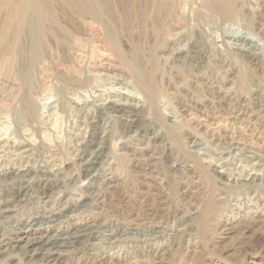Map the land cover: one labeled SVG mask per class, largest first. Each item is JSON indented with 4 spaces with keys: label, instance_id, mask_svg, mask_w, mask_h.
<instances>
[{
    "label": "rangeland",
    "instance_id": "obj_1",
    "mask_svg": "<svg viewBox=\"0 0 264 264\" xmlns=\"http://www.w3.org/2000/svg\"><path fill=\"white\" fill-rule=\"evenodd\" d=\"M110 1L114 4H117V7L119 8L118 15L126 18V20L130 23L128 26H131L129 30H125L128 32L122 38L123 41L121 40V46H119L120 50L118 49L119 53H129L130 46L133 48L138 46L140 48L145 47L142 49L144 56L148 50L150 51V49H153L155 53H157L156 55L158 57H166L168 54L167 52L163 53L162 51V46L164 47L162 41L163 39H169L170 41L174 40L173 36L176 33L175 27H177L179 23V25H181V23L184 22L185 25H187L184 28L185 30L189 28V25L190 27L192 26L191 23L193 24L195 22L197 24V21L202 27H204V25L210 26L211 24H214L208 21L209 16L206 13L204 14V8H202L200 4L202 3V0ZM229 1L231 2H229V7L230 9L233 8L234 11L230 10L228 16H231V14L233 16L235 13L238 14V16L239 14L241 15L242 12H240V10H243L241 2L239 0ZM260 1H262L264 4V0ZM48 2V4H50L49 6L52 7L54 11H56L55 13L53 11L54 17L57 21L55 24H53V22L50 23V20H47L43 17V12L37 6V4H39L38 0H0V50L17 49L23 44V46H26L27 48L32 46L33 48H31L35 50L34 52L39 55L38 59L36 60L37 62H35V67H33V69L31 71L29 70L27 73H22L20 77L14 68L15 61L8 59L5 56L3 57V55L0 53V87L3 88L5 85H7V83L13 84V82L17 81L19 78L22 79V77L24 78L23 81H27V79H31V81L34 79L41 80L40 89L35 97L39 100L38 103H40V109H42V122H47L46 124L48 126V131L46 133L41 131V135L38 140L40 142L44 141L43 143L47 145V149L51 151L56 149L53 148V144L55 143L59 149H56L57 152H55V155L57 154V156H55V158H50L49 153L46 155L45 151L38 149V153L36 156H34V160L37 161V159L41 160L42 158V161L49 164L50 160L53 161L56 159V165L58 168H60L61 172L59 178L61 177L63 179L64 183L62 184H64V186L62 192L58 196L57 202L52 207H50V209H36L33 208L34 206H32V210L29 211L28 214L17 220L24 221L28 219L29 222L35 220L36 226L27 227V233L25 237H29L28 239L45 237V240L51 238L50 243H55V246L51 247L50 244L41 245L40 243L27 246L25 241L17 245L13 243L8 247H4V249L7 251H5L3 248L1 250L3 253L0 251L2 254H0L2 256V258L0 256V264H52L53 261L51 258L44 257L48 251L52 252V257H56V253L58 252H64L66 255L62 258L66 264H85L87 260L85 256L81 254L82 250H85L91 254L95 253L94 255L97 254L96 256H100V258L104 259L103 261L105 264H128V262L129 264H140L142 262L147 263L150 259V254H159L160 252L161 254L159 255L164 253L163 260L165 261V264H264V186H260L258 192H252L246 185H244V181H239L238 183L236 182L238 175L242 177L244 176V178H246L254 173L248 171L251 164L240 162V158H242L243 155L251 156V153H254L258 158L264 159V120L262 122L255 123L253 119L247 120V117L251 115L250 108H247L248 110L245 111V114L242 113V115H240V112H233L232 110L228 109L227 105L214 104V102H216L218 99L217 89L215 91L216 95L213 99V105L211 103L209 104L210 111L207 108L204 109L206 110V113L202 116L201 114H197L195 112H192V114L183 113V118H180L179 114L176 113L177 104L175 96L179 94H185L184 89H187L190 84H188L190 79L185 76L187 73L182 71L179 74V80H173L166 77L161 80L160 73H157V76L155 77V79L158 78L155 80L158 90L157 104L162 115H164L168 121L176 123L179 122L180 124H183V126H181L183 128L180 130L178 128L181 127L178 124L176 128L174 127V124L169 125L168 131L176 134V137L173 140L174 142L172 143V141H169L171 143L167 144L163 149L154 147V145L149 143L147 144L146 142H126L121 140L118 137V134H116L113 139V151L115 155L113 154L107 159L105 164L106 166L103 167L104 171L101 172L102 174H100L98 181H85L86 178L83 177L84 173L80 172L77 165L78 162L74 159L76 154L73 152L72 148L76 147L75 142L78 144L81 141V139L75 138L74 136L81 132L79 131V128L84 129L85 126L81 123L83 119L76 115L74 110L71 109L67 113H61L58 111L57 104L53 101L56 100L57 94L61 91V85L55 78L54 72L58 68H63L66 70L64 67H67L68 70L72 69L77 71V73L79 70L81 72L84 67L85 70L92 69V67H94L97 62H109V58L107 57H110V53L97 48L98 42L96 40L100 38L102 33L97 21L87 18L84 19L77 16L78 14L65 7L62 0H48ZM152 2L162 6L163 10L160 9L159 14L155 13L152 8L149 7ZM56 8H61L60 10L62 12ZM69 15L73 16V18ZM30 17L34 21V32H32L33 30L26 28V25L24 24L27 19L30 20ZM229 21H231V19L226 20L225 18L223 20H217L216 22H221L224 24L225 22ZM51 24L55 28L52 27V29ZM59 25H61L62 28L59 27ZM227 25L228 24H226L225 27H227ZM78 27L80 28V32L78 31ZM81 35H84V39ZM159 37L162 40H160ZM33 38H35V40ZM56 38H59L60 42ZM154 41H157V44H154ZM32 43L35 44L32 45ZM125 43L126 45H124ZM156 47H158V49H156ZM170 48L171 46L168 43L165 51H170ZM69 60L72 61L71 65H68L70 63L67 64V61ZM199 66L202 65L200 64ZM170 67H177V64L171 63L169 68ZM200 70L202 72L199 71V74H196V71L193 72L197 76V86L194 87L195 94L193 97L187 94L188 99H185L187 102H190L194 99L200 104H205L207 101L206 99H209L208 97H205L203 92L201 80H203L205 76L203 75V70L201 68ZM241 71L240 79L243 83L242 85H239L240 87L234 86L235 89L240 92H246L247 90L252 92L254 89H256L255 85H249V75L256 74L255 76H257L258 79L263 80V78L259 75V72L256 70L250 69L249 73H247V70L244 69ZM175 73L176 72H173L174 77L176 75ZM78 75H80V73H78ZM10 80L13 81L10 82ZM230 87L231 84L227 83L223 88L228 89ZM116 88L118 87L109 85L107 83L104 85V82L101 81L100 78L93 76L90 83H88L83 89L79 91L77 90L75 92H71V94L68 95V98L71 99L70 101H74L79 106L84 103H90L91 101L96 102L98 105L106 104L108 100L118 102L121 101L122 103H125L126 99H118L115 97L108 98V93L113 92L114 90H118V93L126 94L127 92V90H125V92L124 90L121 91V89ZM260 88L261 91L264 89L263 86H260ZM76 92L79 93L80 96H78ZM11 100L12 98L10 99L9 97H0V107L3 109H9ZM130 103L131 102L129 101V104ZM49 109L52 110L49 112ZM88 109L87 113H90L92 112L93 108ZM207 111H209V114H207ZM193 113H195V116ZM209 115L212 117L211 120L206 118ZM244 119L246 120L244 121ZM194 124L199 126L197 129L200 140L189 136L187 133L188 131H192ZM45 126L46 125H42L40 127L44 128ZM106 126L103 127V130H106ZM22 127L23 126L20 127V125L12 123L9 121V119L4 120L3 118L0 122V147L5 148L8 145H13V143L9 144L6 143V140H4L9 136L10 132L24 133L23 137L26 138L28 143L33 144L35 137L28 136L30 132L27 128L22 131ZM154 129L157 131L160 130L155 127ZM162 130L164 129H161L160 131ZM165 131H167V129L164 130V132ZM102 134L103 133L100 135ZM82 135H84L83 131ZM37 141H35L36 144ZM192 142H197L200 145L199 149L196 150L191 148V145L193 144ZM25 148L30 149L31 147L24 145L16 152L9 149L10 153H13V155L7 154L6 158L9 157V159L13 160V163H17L15 160V155ZM188 150H194L197 152L198 155L196 156V159L202 168L199 166V164H197L198 170L195 169L190 171L191 175L194 173L190 177V180L187 178L189 181H186L184 178L181 181V185L185 189L182 190L183 192L181 191L180 194H178L179 198L171 197L170 200L168 199L167 203H165L163 200L157 198L156 194L153 192L142 193L139 191L140 193L138 192L136 197H133L127 191H124V185L131 186V183L134 180H136L137 185H144L142 183L143 166L148 163L154 167L158 164L156 163L158 157H161L162 162L164 163L162 168H164L166 172L168 171L167 175L169 176L166 177V180H163L162 182H164L163 184L166 186H171L172 181L169 180H172V173L180 170V167L178 168L177 165L179 163H177L174 170H172V163L182 160L184 152H187ZM7 151L8 150L5 152ZM225 151L228 153L230 152L232 155L233 159L230 158L231 160L228 159V161L230 160L229 163L233 162V164L224 168L219 165L224 161H218L217 153ZM73 153L75 155H73ZM26 155L27 154H22V156L25 157ZM28 155H30V153ZM157 155L159 156L157 157ZM6 158L0 152V162L2 159ZM142 159H144L145 162H148L143 164L144 160ZM202 160L205 163H203ZM23 161L26 162V160ZM32 162L33 161H31L30 164H32ZM17 165L20 166L19 163ZM187 166V169H192V164L190 162L187 164ZM242 168L247 169L246 171L241 172L240 169ZM225 169L229 170L230 175L232 174L230 178L227 177V175H224L225 180L229 181L228 183L230 185L226 190H222L223 187L218 183L219 181L223 182V178L219 181L215 179V182L213 180L212 182L210 181V183L203 179L205 175L204 173L211 174L212 171H219V173H222L225 172ZM258 169H256V171H258L257 175H261V172H259ZM233 180L235 181L233 182ZM108 182H110L112 185L108 186ZM150 182L153 183L152 185L160 184L155 181ZM98 185H101L102 188L104 186V189L111 186L108 188L110 190L109 192H111V190L115 192V189L118 190V193L114 196H111V194L106 195V198L104 199L105 201H103L102 204L104 206L101 205L100 199L103 195L97 192V189L99 188ZM181 193L183 194L181 195ZM212 193L213 195L215 193V195L212 196ZM151 197L154 198L151 199ZM175 203L177 204L175 205ZM102 207L104 208V211ZM111 208L112 211L110 212ZM113 210H120L121 216L119 215L116 217L117 215L115 216L114 213L113 215ZM175 210L177 211V214ZM128 212L132 213L129 214ZM166 214L169 216L166 217L167 221L159 222L158 218L161 215L163 216ZM130 216L139 217L140 220L145 221L141 223L144 225L142 228L143 230L138 232H126V227L124 226L122 219ZM146 217L147 219H144ZM258 217H263V219H260L262 221L261 226L256 227L254 226V222L256 221L255 219H258ZM10 223L11 224L5 225L6 227H0V241L20 235L18 234L19 230L16 229L17 227L15 226V220H10ZM225 229L229 230L226 231L227 235H221V232H224ZM14 232L17 234H13ZM220 235L221 237H219ZM189 249L190 251L188 252ZM34 250H39V252L33 255V259H31L29 256H32V252ZM27 251L32 252L27 253Z\"/></svg>",
    "mask_w": 264,
    "mask_h": 264
},
{
    "label": "bare ground",
    "instance_id": "obj_2",
    "mask_svg": "<svg viewBox=\"0 0 264 264\" xmlns=\"http://www.w3.org/2000/svg\"><path fill=\"white\" fill-rule=\"evenodd\" d=\"M71 1H73V2H71ZM239 1L241 2L242 8H243V10H240V12H242V14L241 15L239 14V16L236 13L233 16L231 14V16H232L231 17V16H228V14L230 13V10L231 11L233 10V8L230 9L229 4L231 2L229 0H202L201 1L202 3H200V4H201L202 8H204V14L206 13L209 16L208 21H210L211 23H214V24H211L210 26L204 25V27H202L201 24L198 23V21L196 24L193 20L194 23L193 24L191 23L192 26L190 27V25H189V28L187 30H185L184 28L187 25H185L184 22H182L181 25H179L180 24L179 23L178 26L175 27L176 33L173 36L174 40L170 41L169 39H165V40L163 39V41H162L164 44V47L162 46V51H163V53L167 52L168 55L166 57H158L156 55L157 53H155V51L153 49L152 50L150 49V51L148 50V52L145 53L146 54L145 55L146 58H145L143 51H142V49H144L145 47L140 48L138 46H135L133 48L130 46L129 53L126 52V54H124V53L118 52L120 50L119 46H121V40L124 37V35L128 32V31L126 32L125 30H129V28L131 26L130 27L128 26V24H130V23L126 20V18L118 15V13H119L118 9L119 8L117 7V4L112 3L110 0H100V1H95V0H70V1L69 0H62L65 7H67V9L69 8L72 12L74 11V13L78 14L77 16L84 18V19L85 18L93 19L99 23V26L101 28L102 33H101L100 38L98 40H96L98 42L97 48H100V50H104L105 52L110 53L109 54L110 57H107V58H109L108 59L109 62H107V61L106 62H104V61L97 62L94 65V67H92V69H86L85 70V67H84V69L81 70V72H80V70L78 71V73H80V75H78L77 71H74L72 69L68 70L67 67H64V66L63 67L66 68V70H64L63 68L62 69L58 68L54 72L55 78L59 81V83L61 85V91L57 94L56 100L53 101L54 103L57 104L58 111L61 113H67L71 109L74 110L76 112V115H78L80 118L83 119L81 123L85 126L84 129L79 128V131H81V132H79V134L74 136L75 138L81 139V141L78 144H77V142H75L76 147L75 148L72 147L73 152H75V154H76L75 155L73 153V155H75L74 159L78 162L77 165L79 167L80 172L84 173L83 177L86 178L85 181H89V182H97L98 181L100 174H102L101 172L104 171L103 167L106 166L105 164L107 162V159L114 154V151H113L114 140L113 139H114V136L116 134H118V137L121 140L126 141V142H131V143H144V142H146L147 144L149 143L151 145H154V147H159V148H163V149L166 147L167 144L171 143L169 141H172V143L174 142L173 140L175 139L176 134L172 133L171 131H168L169 125L174 124V127L176 128L178 125L180 127L183 126V124H180L179 122L176 123V122L168 121V120H166L167 118H165L164 115H162V113L158 107V104H157L158 90L156 87L157 83L155 82V80L158 79V78L155 79V77L157 76V73H160L161 80L165 77L169 78V79H173V80L174 79L179 80L178 79V78H180L179 74L182 71H185L187 73V75H185V76L188 77V79H190L188 81V84L189 83L190 84H189V86L187 85L188 86L187 89H184L185 94L184 95L179 94V95L175 96V100H176V104H177V108H176L177 112L176 113L179 114L180 118H183V115H182L183 113H191L192 114V112H195L197 114L198 113L201 114V116H202L206 113L205 112L206 110H204V109L207 108L210 111L209 104L211 103L213 105V99L215 98L214 97L216 95L215 91L217 89L218 90L217 91L218 92L217 93L218 99L216 100V102H214V104L227 105L228 109L232 110L233 112L238 111V112H240V115H242V113L245 114V111L248 110L247 108H250L251 115L249 117H247V120L253 119L254 123L255 122H262L264 120V89L262 88L263 90L262 91L260 90L261 89L260 86L264 87V4L260 0H239ZM38 3L39 4H37V6L43 12V14H42V15H44L43 17L46 18L47 20H50L51 21V22L49 21L50 23H52V22H53V24L57 23V21L54 17V14H53L54 10L52 7L49 6L50 4H48L49 3L48 0L47 1L46 0H38ZM149 7L152 8V10L157 14L160 13V9L163 10L162 6L155 4V2H152ZM56 9H59V8H56ZM60 9H59V11H61ZM180 11H181V8H180ZM55 12L56 11H54V13ZM70 17L73 18V16H70ZM228 17H231V18H228ZM225 18H226V20L231 19V21L225 22L224 24L221 22H216L217 20H223ZM24 20H26V19H24ZM64 20H63V22H64ZM46 21H45V23H46ZM20 23H21V21H20ZM24 24L26 25V28H29V29L33 30L32 32H34L35 25H34V21L31 19V17H30V20L27 19V21H25ZM226 24H228L227 27H225ZM64 25H66V24H64ZM45 26H47V25H45ZM52 27L53 26L51 24V28ZM59 27H61V25H59ZM19 28H20V26H19ZM53 28H55V27H53ZM46 31H48V30H46ZM78 31L80 32V28ZM81 36H83V39H84V35H81ZM59 38H56V39H58V41L60 42ZM159 38H158V40H159ZM33 39L35 40V38H33ZM33 39H32V42H33ZM160 40H162V39L160 38ZM156 42L154 41V44ZM167 42L171 46L170 51H165L166 46H168ZM33 44H35V43H32V45ZM124 45H126V43ZM159 45H160V43H159ZM141 46H143V45H141ZM31 47L27 48L26 46L24 47L22 44L17 49H11V50L10 49H1L0 50V53L3 55V57L5 56L6 58L15 61L14 68L20 77H21L22 73H27V72H29V70L31 71L33 69V67H35V62H37L36 60L38 59L39 55L36 52H34L35 50H33L32 49L33 47L32 48ZM153 48H154V46H153ZM156 49H158V47H156ZM111 52H112V54H111ZM92 58H94V57H92ZM65 59H67V58H65ZM71 62L72 61L69 60V61H67V64L70 63L68 65H71L72 64ZM171 63L172 64L176 63L177 67H174V68L170 67L169 68ZM200 64L202 66H199ZM10 66H12V65H10ZM200 68L203 70V75L205 76L204 79L201 80L203 92H204L205 97H208L209 99H206L207 101L205 104H200L194 99L190 102L189 101L187 102V101H185V99L187 98V94L191 95L192 97L195 94L194 87L197 86L196 74L199 71H201ZM243 69L247 70V73H249L250 69L256 70L257 72H259V75L263 78V80H260V79H258L257 76H255L256 74L249 75V77H248L249 85H255V87H256V89H254L252 92L248 91V90L246 92H240L237 89H235V87H234V86L240 87L239 85H242L243 82L240 79L241 78L240 73L242 72L241 70H243ZM195 71H196V74L193 73ZM173 72H176L175 77H174ZM94 73H95V75H94ZM93 76H97L98 78H100V80L104 82V85L107 83L109 85L118 87L119 89H121V91L127 90V92L125 91L126 94L125 93H118L119 92L118 90H117L118 92L116 90H114L113 92H109L107 95L108 98L115 97L118 99H126L125 100L126 102L124 101L125 103H122L121 101L118 102V101L108 100L106 102V104H99L98 105V104H96V102L91 101L90 103H84L81 106H79L74 101L73 102L70 101L71 99L68 98V95L71 94V92H75L77 90L79 91V90L83 89L88 83H90L92 81ZM172 77H174V78H172ZM214 78H215V80H214ZM23 79H24L23 77H22V79L19 78L17 81L14 80L15 82H13V84L7 83V85H5L3 88L0 87V97L1 98H5V97L6 98L9 97L10 99L12 98V100L10 101L11 105H10L9 109H3L2 107H0L1 121L3 118H4V120L9 119V121H11L12 123L18 124V125H20V127L23 126L21 129L22 131H24V129L27 128L28 131L30 132V134L28 136H34L35 137L33 144H31V143H28L26 138L23 137L24 133H22V132L21 133L20 132L19 133L10 132L9 136L7 138H5L4 140H6V143H9V144L13 143L14 146L12 145L13 146L12 147V146L8 145L5 148L0 147V152L4 155L5 158H6L7 154L13 155V153H10L9 149H11V151L14 150L16 152L20 148H22V146H24V145L31 147L30 149L25 148L24 150L19 151V153L17 155H15L16 156L15 160L17 163H13L12 162L13 160L9 159V157L6 159H2L0 162V227H6L5 225L11 224L10 220H15V223H16L15 226L17 227L16 229L19 230L18 234H20L19 236H15L14 238L5 239L3 241H0V251L2 250V248L4 249V247H8L13 243L15 245H17V244L22 243L24 241H25V244L27 246H31V245L36 244V243H40L41 245L50 244L51 247L55 246V243H50L51 238H49L47 240H45V237L33 238V239H28L29 237L26 238L25 235L27 233L26 232L27 227L36 226V224H35L36 221L33 220V221L29 222L28 219L24 220V221L17 220V219L28 214V212L32 210L31 209L32 206H34L33 208H36V209H43V210L50 209V207H52L57 202L58 196L62 192V189L64 186V184H62V183H64L63 179L61 177H60L61 179L59 178V176L61 175V172H60V168H58V166L56 165V161H57L56 159H54L53 161L50 160L49 164L42 161V158H41V160H39L37 158H36L37 161L34 160V156L37 155L38 149L45 151L46 155H47V153H49L50 158H55V156H57V154L55 155V152H57L56 149L58 147L56 146V143L53 144V148H56V149L55 150L52 149L54 151H51V150L47 149V145L43 143L44 141L40 142L38 140L40 138V135H41L40 132L41 131L44 133H46L48 131V126L46 124L47 122L46 123L42 122V115H41L42 109H40V103H38L39 100L35 97L37 95L39 89H40L41 80L40 79L39 80L34 79L31 81V79H27V81H23ZM12 81L10 80V82H12ZM239 82H240V84H239ZM227 83H230L231 87L228 89H224L223 87ZM118 88H116V89H118ZM77 95L80 96L79 93H77ZM129 101L131 102L130 104H129ZM41 106H43V105H41ZM88 108H93L92 112L87 113ZM50 110H52V109H49V112H50ZM209 111H207V114H209L208 113ZM195 113H193L194 116H195ZM239 117H235V118H239ZM206 118H209L211 120L212 117H211V115H209ZM245 120L246 119H244V121ZM180 122H182V121H180ZM197 122H199V121H197ZM41 124L43 126L44 125H46V126L44 128H41L40 127V126H42ZM104 126H106L105 127L106 130H103ZM154 127L157 129H160V130L161 129H164V130L167 129V131H165V132H164V130L157 131L156 129H154ZM171 127H172V125H171ZM197 127H199V126L194 124L192 131L191 132L188 131L187 133L189 134V136L196 138V139H199L200 136L198 135ZM182 128L183 127L178 128V129L180 130ZM82 131L84 132V135H82ZM101 133H103V134L100 135ZM35 141H37V144L35 143ZM135 145H137V144H135ZM50 146H52V145H50ZM173 146H174V144H173ZM199 147H200V145L197 142L196 143L194 142L191 145V148L196 149V150L199 149ZM141 148H143V147H141ZM175 149H176V147H175ZM178 149H180V148H178ZM6 150H8V151L5 152ZM170 151H172V150H170ZM29 153H30V155H28ZM160 153H159V155H160ZM22 154H27V155L25 157V156H22ZM181 154H183V153H181ZM251 154H252L251 156H249V155L244 156L243 155L244 158L243 157L240 158V160H241L240 162L251 164L248 171H251L254 173L251 176L246 177V178H244V176L242 177V176L238 175L236 182L238 183L239 181H244L243 182L244 185H246L250 189V191L258 192L260 186H264V159L258 158L254 153H251ZM152 155H151V157L153 158ZM159 155H157V157ZM197 155L198 154L196 151L188 150L187 152H184V155L182 156L183 157L182 160H179V162H173V163L171 162L172 166L171 165L170 166H171L172 170H174L177 163H179L177 165H178V168L180 167V170H181V171L179 170L180 172L176 171V172L172 173L173 174L171 176L172 180H169V181H172V185L170 184L171 186H169V185L166 186L165 184H163L164 182H162L163 180H166V177H169V176L167 175L168 171L166 172L165 169L162 168V165L164 163L162 162L161 157H158V160L156 161V163H158V164L155 165L154 167L149 165L147 163L148 161L145 162V160L142 159V160H144L143 164L147 163L146 165L143 166V170H142V173H143L142 183L145 186L142 184L137 185L136 180H134V181H132L131 186L124 185L125 190L124 189L123 190L127 191L133 197H136V195L139 191H141L142 193L153 192L154 194H156L157 198H159L160 200H163L165 203H167V200L168 199L170 200L171 197L179 198L178 194H180V192L185 189L181 185V181L184 178L186 181L188 179L190 180V177L194 174L192 172L193 174L191 175L190 171L195 170V169L198 170L197 164H199V162L196 159ZM206 155H208V154H206ZM217 155H218L217 159L219 162H220V160L224 161L223 163L219 164L222 167L225 168L228 165L233 164V162L229 163V161L231 160L230 158L233 159L230 152L229 153L226 151L225 152H218ZM226 155H227V157H226ZM152 158H151V160H152ZM118 159H119V157H118ZM135 159H137V158H135ZM179 159H181V158H179ZM228 159H230V160L228 161ZM234 159H237V158H234ZM23 160H26V162ZM31 161H33L32 164H30ZM189 162L192 164V169H187V167L190 165L189 164L187 166V164ZM18 163L20 166L17 165ZM203 163H205V162L203 161ZM133 164H135V163H133ZM152 164H154V163H152ZM199 166L201 167L200 164H199ZM167 167H169V166H167ZM189 168H191V167H189ZM238 168H239V166H238ZM227 169H225V172H222V173H219L218 170H217L218 172L211 170L212 171L211 174L204 173L205 175H204L203 179H205L206 181H208L210 183V181L212 182L213 180L215 182V179L217 181H219L223 178V182L219 181L218 183H219V185H221L223 187L222 190H226V189H228V187L230 185L228 183L229 181L225 180L224 175H227V177H229V178L232 175V174L230 175L229 170H227ZM246 169L247 168H242L240 170H241V172L242 171L244 172V171H246ZM256 169H258L259 172H261V175H257L258 171H256ZM197 174H198V172H197ZM235 179H236V177H235ZM65 180H66V178H65ZM192 180H193V178H192ZM150 181H155V182H158L160 184L152 185L153 183H151ZM234 181L235 180H233V182ZM78 182H79V180H78ZM129 182H130V180H129ZM107 185L109 186L112 184H110V182H108ZM200 185H202V184H200ZM98 186H99V188L97 189V192L103 195L100 198L101 199V205L103 204V201H105L104 199L106 198V195L111 194V196L112 195L114 196L118 193L117 189H115V192L113 190H111V192H109L110 190L108 188H110L111 186L108 188L106 187L105 189H104V186H103V188L101 187V185H98ZM118 186H119V184H118ZM121 188H122V186H121ZM112 191H113V193H112ZM213 192H215V191H213ZM124 193L127 194L126 192H124ZM182 194L183 193H181V195ZM214 195H215V193H214ZM214 195L212 193V196H214ZM153 198L154 197H151V199H153ZM176 204L177 203H175V205ZM102 206H104V205H102ZM116 209H118V208H116ZM103 211H104V208H103ZM111 211H112V208H111L110 212ZM141 212H142V210H141ZM163 212H161V213H163ZM113 213L115 214V216L117 215L116 217H118L121 214L120 210H113L112 214ZM122 213H123V211H122ZM131 213H129V214H131ZM176 214H177V211H176ZM139 216H141V215H139ZM147 217L144 219H147ZM166 217H169V216H167V214L163 215V216L161 215L158 218L159 222L160 221H167ZM260 219H263V217H258V219H255L256 221L254 222V226H256V227L261 226L262 221ZM122 220H123L124 226L126 227V232H131V231L138 232V231L143 230L142 228L144 227V225L141 223L145 222V221L140 220L139 217L130 216V217H125ZM148 221H150V220H148ZM155 221H157V220H155ZM151 222H149V223H151ZM147 225H149V224H147ZM227 230L228 229H225L224 232L222 231L223 233L221 232V235L223 234L224 236H226ZM13 234L16 235L17 233L14 232ZM221 235L219 237H221ZM69 236H71V235H69ZM59 238H57V239H59ZM222 238H224V237H222ZM56 247H58V246H56ZM5 251H7V250H5ZM76 251H78V250H76ZM79 251H80V249H79ZM189 251H190V249L188 250V252ZM1 252H0V254H1ZM9 252H11V251H9ZM28 252H32V251H27V253ZM38 252H39V250H34L32 252V256L30 255L29 257H31V259H33V255L37 254ZM4 253H6V252H4ZM9 254H11V253H9ZM81 254L83 256H85V258L87 260L85 262V264H105L103 261L104 259L100 258V256H96L97 254L94 255L95 253L91 254L85 250H82ZM159 254H161V252ZM159 254L158 253L150 254L149 261L147 263L142 262L140 264H165V261L163 260V254L164 253L162 255H159ZM65 255L66 254H64V252L63 253L58 252V253H56V257H52V252L48 251L44 255V257L51 258L53 261L52 264H66L62 258ZM1 258H2V256H1ZM128 264H129V262H128Z\"/></svg>",
    "mask_w": 264,
    "mask_h": 264
}]
</instances>
